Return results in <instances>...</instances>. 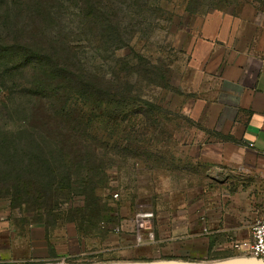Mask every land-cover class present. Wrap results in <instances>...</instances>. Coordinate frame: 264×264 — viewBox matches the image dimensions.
<instances>
[{"label":"rangeland","instance_id":"obj_1","mask_svg":"<svg viewBox=\"0 0 264 264\" xmlns=\"http://www.w3.org/2000/svg\"><path fill=\"white\" fill-rule=\"evenodd\" d=\"M246 1L126 2L114 9L124 30L120 41L130 38L128 43L97 48L85 33H79V60L91 71H100L106 89L115 76L120 78L92 119L93 126L104 129L96 135L87 126L86 135H79L77 142L85 148L82 162L73 165L71 185L61 189L56 199L50 201V196L41 194L44 199L27 200L24 195H12L6 187L9 180L0 184L1 264H240L255 260L228 246L211 250L217 240L213 231L207 230L213 236L207 240L208 251L198 254L189 248L185 251L186 234L158 232L169 219L178 224L182 217L201 212L222 214L221 220L229 216L223 225L235 221L230 218L234 212L228 195L236 186L228 181L229 168L196 155L197 147L209 144L211 136L201 116L202 61L195 50L202 19ZM69 5H65L67 11L72 12ZM71 14L63 26L72 24ZM7 54L6 58L18 60L17 54ZM3 63L0 58V75ZM17 76L6 75L9 78L0 84V126L14 129L25 119L33 124L38 119L58 122L59 116L44 112L51 104L31 94L29 77ZM22 178L35 179L27 173ZM39 179V185H46L49 177ZM251 193L241 206L252 204ZM28 196L36 200L38 195ZM242 208L236 204V213L246 214ZM252 221L235 224L243 229L222 234L221 240L245 237ZM202 235L206 242L205 233L197 236Z\"/></svg>","mask_w":264,"mask_h":264},{"label":"trees","instance_id":"obj_2","mask_svg":"<svg viewBox=\"0 0 264 264\" xmlns=\"http://www.w3.org/2000/svg\"><path fill=\"white\" fill-rule=\"evenodd\" d=\"M138 1L0 0V58L5 66L0 84L9 78L6 75L14 73L18 78L29 77L26 82L31 94L51 104L44 112L60 119L51 124L38 119L33 124L24 118L23 124L14 129L0 126V184L9 180L5 186L12 195H24L36 202L46 194L51 201L71 185L73 165L81 164L85 152L78 137L86 135L89 128H94L96 135L104 129L93 126L92 119L120 79L115 76L106 89L100 71H91L79 60V33H85L87 41L97 48L128 43L130 38L120 41L124 30L114 8ZM69 4L72 12L67 11ZM69 14L73 22L63 26ZM8 52L17 54L18 60L6 58ZM123 81L130 84L126 78ZM99 146L98 152L102 149ZM26 173L35 179L25 181L22 177ZM45 176L49 177L46 185H39V178ZM28 195L38 196L33 200ZM49 254L54 255L52 248Z\"/></svg>","mask_w":264,"mask_h":264},{"label":"crops","instance_id":"obj_3","mask_svg":"<svg viewBox=\"0 0 264 264\" xmlns=\"http://www.w3.org/2000/svg\"><path fill=\"white\" fill-rule=\"evenodd\" d=\"M199 30V48L195 50L202 61L199 101L211 142L197 147L196 155L213 165H226L232 174L228 181L236 188L228 195L233 223L223 225L229 216L221 220L222 214L201 212L182 217L178 224L169 219L163 229L157 230L159 235L186 234L189 239L184 240L185 251L189 248L194 254L208 251L207 240L213 237L208 231L215 232L217 239L211 250L232 248L231 237L221 240L222 234L243 229L235 224L244 226L247 220L264 218V0H248L235 9L218 10L214 17L202 19ZM250 190L252 204L241 206ZM236 204L246 214L236 213ZM203 233L206 242L203 235L197 236ZM249 237L248 228L247 235L236 240Z\"/></svg>","mask_w":264,"mask_h":264},{"label":"built area","instance_id":"obj_4","mask_svg":"<svg viewBox=\"0 0 264 264\" xmlns=\"http://www.w3.org/2000/svg\"><path fill=\"white\" fill-rule=\"evenodd\" d=\"M249 239L233 241L231 247L245 257L264 259V218H255L249 226Z\"/></svg>","mask_w":264,"mask_h":264},{"label":"water","instance_id":"obj_5","mask_svg":"<svg viewBox=\"0 0 264 264\" xmlns=\"http://www.w3.org/2000/svg\"><path fill=\"white\" fill-rule=\"evenodd\" d=\"M240 264H264V259H258V260L255 259L253 260V262H246V263H240Z\"/></svg>","mask_w":264,"mask_h":264}]
</instances>
